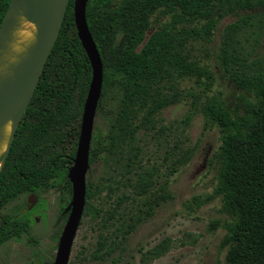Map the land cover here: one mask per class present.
Instances as JSON below:
<instances>
[{"label":"trees","instance_id":"1","mask_svg":"<svg viewBox=\"0 0 264 264\" xmlns=\"http://www.w3.org/2000/svg\"><path fill=\"white\" fill-rule=\"evenodd\" d=\"M10 1L0 0V28ZM74 2L70 1L60 36L0 173V248L25 236L35 241L29 220L18 211H2L8 204L55 184L62 191V207L72 198L68 173L74 165L93 76L77 34ZM228 17L235 20L225 26L216 57L233 92L204 107L220 132L221 144L214 154L219 183L211 195L195 197L191 204L196 210L220 201L227 219L212 221L210 231H225L221 248L226 250V264H264V57L258 55L264 40V0H89L86 11L103 64L102 96L117 87L123 98L107 152L126 168L117 176L127 179L125 187H134L138 196L150 193L161 170L138 166L126 147L137 131L132 122L137 106H146L140 126L152 132L160 112L180 101L181 77L212 80L214 73L198 68L184 49L195 37L211 36L215 24ZM198 20L212 24L203 30L187 29ZM187 154L175 146L166 159L168 172L185 163ZM132 174L138 177L134 186ZM105 187H88L84 216L101 215L92 200ZM154 197L156 204L163 198L154 195L145 205L151 206ZM139 221V216L123 219L115 237L101 236L95 258L115 254ZM172 246L170 238L164 239L144 252L141 262L149 264L165 256Z\"/></svg>","mask_w":264,"mask_h":264},{"label":"rangeland","instance_id":"2","mask_svg":"<svg viewBox=\"0 0 264 264\" xmlns=\"http://www.w3.org/2000/svg\"><path fill=\"white\" fill-rule=\"evenodd\" d=\"M234 20L228 17L219 21L211 36L195 37L185 46L184 53L192 63L214 73L212 80L181 77L177 87L180 101L160 112L157 116L159 123L152 132L140 126L146 106L138 105L135 110L132 122L137 131L126 147L138 166L145 170L153 167L161 170L147 196L136 195L130 185L125 187L127 179L117 175L124 174L126 168L112 161L107 152L109 134L123 99L121 91L117 87L110 88L101 96L91 145L93 163L87 174V183L88 187L102 184L107 187L92 200L101 215L96 219L84 216L81 221L69 264H144L141 262L142 254L166 238L172 240V248L165 256L149 264H226V250L221 248L225 231H210L212 221L227 219L221 212L220 201L215 200L196 210L192 208L191 201L195 197L211 195L219 183V163L214 154L221 144L220 132L205 115L204 107L227 98L233 92L226 74L218 68L216 56L222 32ZM211 24L198 20L187 29L203 30ZM258 55L264 57V40ZM175 146L187 151V160L169 173L166 159ZM130 178V184L134 186L138 177L132 174ZM118 181H124V184ZM29 195H22L2 211H18L30 219L31 233L36 242L27 236L20 241L6 242L0 248V264H53L55 261L58 242L54 234L60 225L61 193L58 187L43 193L42 199L38 197L34 210H28L26 205ZM154 195L163 198L156 204L154 197L151 209L144 202ZM138 216L140 221L136 228L116 253L104 260L96 259L101 236L115 237L114 232L123 219H136Z\"/></svg>","mask_w":264,"mask_h":264},{"label":"water","instance_id":"3","mask_svg":"<svg viewBox=\"0 0 264 264\" xmlns=\"http://www.w3.org/2000/svg\"><path fill=\"white\" fill-rule=\"evenodd\" d=\"M70 1L11 0L3 18L0 28V173L60 36ZM88 1L75 0L74 18L77 34L89 58L93 76L84 106L74 165L68 173L73 188L72 200L66 210L70 211V215L59 240L54 264H69L73 244L84 217L90 151L103 91V64L86 18ZM20 17L33 21L38 27V32L35 41L25 45L26 50L18 56L17 62L10 63L12 34L19 27ZM4 144L5 148L2 150ZM29 201L33 207L36 204L35 196H30Z\"/></svg>","mask_w":264,"mask_h":264},{"label":"clouds","instance_id":"4","mask_svg":"<svg viewBox=\"0 0 264 264\" xmlns=\"http://www.w3.org/2000/svg\"><path fill=\"white\" fill-rule=\"evenodd\" d=\"M38 32L37 25L25 17L19 18V27L13 32V40L10 44L11 54L9 56L10 63H16L17 58L26 48L25 45L32 43L36 39ZM11 124V122H9Z\"/></svg>","mask_w":264,"mask_h":264},{"label":"flooded vegetation","instance_id":"5","mask_svg":"<svg viewBox=\"0 0 264 264\" xmlns=\"http://www.w3.org/2000/svg\"><path fill=\"white\" fill-rule=\"evenodd\" d=\"M55 187H58L59 188V185L58 186H54L53 188H55ZM53 188H50V189H47V191H41L39 194H36V193H29L30 195L27 197V201H26V205L28 206V210H34V207L37 205V203H38V201H39V199H38V197L40 198V199H42L41 198V196H42V194L43 193H47V192H49L50 190H52ZM59 191H60V193H61V195H60V198H62L61 196H62V191H61V189L59 188ZM72 194H73V192H72ZM26 195H28V194H26ZM32 195H34L35 196V198H36V204L32 207V203L29 201V198H30V196H32ZM71 200H72V198H71ZM71 200H70V202H71ZM70 202L67 204H65L64 203V207H62L61 206V215H60V222H59V226L57 227V230H56V233L54 234L55 236H54V239L56 240V238H58V244H59V240H60V237H61V235H62V232H63V230H64V227H65V225H66V223H67V221H68V218H69V215H70V211H66L67 210V208H68V206H69V204H70ZM61 203H62V199H61ZM36 208V207H35ZM19 215H21L20 213H19ZM22 216V215H21ZM25 218V217H24ZM25 219H27V218H25ZM27 220H29V222H30V224H31V221H30V219H27ZM31 227H32V225H31ZM32 234V233H31ZM33 242V241H32ZM34 242H36V241H34ZM57 242V241H56ZM56 258V257H55ZM55 262V261H54ZM54 264V263H53Z\"/></svg>","mask_w":264,"mask_h":264},{"label":"bare ground","instance_id":"6","mask_svg":"<svg viewBox=\"0 0 264 264\" xmlns=\"http://www.w3.org/2000/svg\"><path fill=\"white\" fill-rule=\"evenodd\" d=\"M9 131H10V125H8V127H7V132H9ZM4 148H5V144L2 146V150H4Z\"/></svg>","mask_w":264,"mask_h":264}]
</instances>
